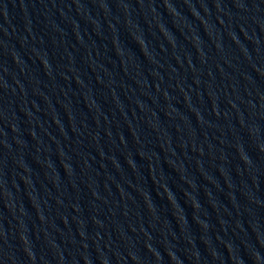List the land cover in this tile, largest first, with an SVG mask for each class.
<instances>
[{
  "label": "water",
  "instance_id": "water-1",
  "mask_svg": "<svg viewBox=\"0 0 264 264\" xmlns=\"http://www.w3.org/2000/svg\"><path fill=\"white\" fill-rule=\"evenodd\" d=\"M0 264H264V0H0Z\"/></svg>",
  "mask_w": 264,
  "mask_h": 264
}]
</instances>
